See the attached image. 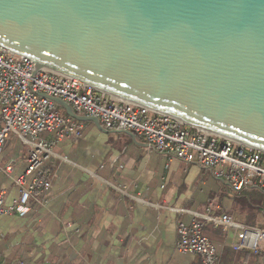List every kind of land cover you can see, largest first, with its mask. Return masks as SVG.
I'll list each match as a JSON object with an SVG mask.
<instances>
[{"label": "water", "instance_id": "obj_1", "mask_svg": "<svg viewBox=\"0 0 264 264\" xmlns=\"http://www.w3.org/2000/svg\"><path fill=\"white\" fill-rule=\"evenodd\" d=\"M0 45L264 152V0H0Z\"/></svg>", "mask_w": 264, "mask_h": 264}, {"label": "crops", "instance_id": "obj_2", "mask_svg": "<svg viewBox=\"0 0 264 264\" xmlns=\"http://www.w3.org/2000/svg\"><path fill=\"white\" fill-rule=\"evenodd\" d=\"M80 121L85 124L82 137L61 139L54 148L60 158L41 168L52 183L39 194L44 201H31L28 213L0 216V263L200 264L198 256L177 250V225L190 223L188 211H205L211 200L218 205L215 212L264 228V192L258 188L236 196L210 169L149 149L131 131ZM42 136L56 138L54 132ZM27 158L26 145L11 134L1 165L12 171L0 175L8 204L21 198L14 180L28 169ZM238 232L206 224L218 263L264 264V250L235 246Z\"/></svg>", "mask_w": 264, "mask_h": 264}, {"label": "built area", "instance_id": "obj_3", "mask_svg": "<svg viewBox=\"0 0 264 264\" xmlns=\"http://www.w3.org/2000/svg\"><path fill=\"white\" fill-rule=\"evenodd\" d=\"M9 51L0 45V175L12 171L11 166L1 165L11 134L27 147L28 169L14 180L21 198L8 204L6 191H0V216L28 213L31 201L41 204L44 199L39 194L52 185L41 168L49 159L60 158L54 148L61 139L83 135L84 122L64 114L57 98L75 114L98 118L106 130L131 131L143 137L149 149L210 169L236 196L251 188L264 192L263 151L118 99L48 68H37L34 62ZM51 132L56 135L53 140L42 136ZM217 209L211 200L205 211H188L191 222L177 225L179 252L198 256L200 264H219L217 247L205 233L207 223L239 229L235 244L239 249L264 250V228L240 224L230 213L215 212Z\"/></svg>", "mask_w": 264, "mask_h": 264}]
</instances>
